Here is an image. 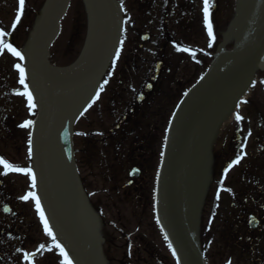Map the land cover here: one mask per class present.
<instances>
[{"label": "rangeland", "instance_id": "374dc122", "mask_svg": "<svg viewBox=\"0 0 264 264\" xmlns=\"http://www.w3.org/2000/svg\"><path fill=\"white\" fill-rule=\"evenodd\" d=\"M45 1L25 0L20 22L13 30L19 11L18 0H0V30L7 33L4 37L6 42L22 55ZM112 2L126 26L105 73L107 83L100 84L99 95L74 127V131H94L99 136L97 141L100 147L94 165L86 161V156L80 161L76 153L78 175L86 198L79 235L85 242L88 239L91 241L88 245L96 264H177L154 220L151 195L156 167L149 170L152 173L150 182L143 184L141 177L131 178L130 173L134 169L131 162L137 155L134 154L129 161L126 149L117 152L108 145L107 134L119 122L133 93L145 85L149 72L154 71L161 61H165L171 71L165 77L167 84L163 88L162 98L158 100L159 105L155 104L146 114L159 113L160 107L163 114L172 111L184 90L205 72L224 42L225 34L233 27L237 30L240 28L239 18L251 2L209 0V23L215 37L211 41L204 20V0H174L171 5H166V0ZM90 14L86 2L72 0L61 24L60 36L51 50V61L62 73L78 62L84 52L90 32ZM146 37V41H143ZM237 45V34H234L225 50L234 51ZM178 48L188 51H178ZM117 52L120 53L118 59ZM193 52L195 55H192ZM16 63L25 69L24 59L13 57L6 50L0 55V158L13 168L31 171L32 158L27 141L34 125L29 128H20L19 125L34 121L35 111L27 107L26 96L16 94L23 91L19 84V73L14 68ZM229 68L226 66L223 71ZM25 78L35 102L26 72ZM259 78H262L261 74ZM254 87L247 95L248 103L242 105L238 112L242 119L234 122L233 118L228 122L219 138L200 150L194 158L192 176L196 182L193 189L196 206H193L190 215L184 217L195 240L203 246L206 264H264V227L252 231L249 221L246 223L245 219L239 218V207L230 194V191L236 190L243 170L255 164L264 167V88L262 84ZM60 94L56 92L57 100ZM77 99L71 107L75 106ZM5 115L7 123L3 124L1 120ZM236 124L244 129L239 155L242 159L224 176H220L223 159L219 160L214 180L204 197V165L221 149L226 154L232 153L229 142L235 138ZM150 125L152 128L153 122ZM75 142L76 149L81 151V144L77 139ZM59 162L58 202L68 221L72 222L71 190L62 161ZM260 182L258 187L262 189L259 191L257 187L256 203L254 206L251 203L245 205L247 213H250L248 215H255L258 221L264 218V180ZM30 185L31 176L4 169L0 165V264H28L29 258H34L33 264H61L60 250L54 247L52 238L44 231L35 201L31 198L28 201L21 199L30 191L37 194L36 187ZM7 205L11 207L9 217L3 214ZM201 207L203 211L199 215ZM8 225L14 232L11 235ZM56 243L64 249L69 259V250L58 241ZM40 245L45 247L40 248Z\"/></svg>", "mask_w": 264, "mask_h": 264}, {"label": "water", "instance_id": "95a60500", "mask_svg": "<svg viewBox=\"0 0 264 264\" xmlns=\"http://www.w3.org/2000/svg\"><path fill=\"white\" fill-rule=\"evenodd\" d=\"M69 5V0H54L53 10L49 17L52 27L43 36L39 49L38 58V77L39 85L44 96V113L40 126L36 132L34 139V162L37 171L39 189L45 208L58 232L71 245L74 250V260L77 264H87L86 260L81 256V247L79 243L68 234L62 227L54 214L48 196L46 193L42 165L39 156V141L42 136L52 110V96L49 91L48 82L45 73V61L48 49L59 32V21L65 15ZM112 43V32L109 31L106 41V55H109L110 44ZM248 52L245 62L241 63L234 74L222 80H215L214 75L219 66L226 61L228 56L218 57L212 65L208 74L203 80L196 85L186 96L183 103L179 107L169 129L165 158L161 168L159 179V197H158V216L161 220L171 242L173 243L178 254L181 264H202L201 257L192 243L191 237L184 225L176 207V183L178 167L184 150V146L190 130L202 108H205L213 99L219 96H228L243 89L249 82L251 74L256 64L264 57V25L258 34L244 47L238 57H242L243 53ZM91 77L78 81V83L86 82ZM72 116L68 117L61 133V147L68 163V170L73 174V147L71 135ZM75 207L78 210L79 204L77 196L74 197ZM77 216L78 211L75 213Z\"/></svg>", "mask_w": 264, "mask_h": 264}, {"label": "bare ground", "instance_id": "6f19581e", "mask_svg": "<svg viewBox=\"0 0 264 264\" xmlns=\"http://www.w3.org/2000/svg\"><path fill=\"white\" fill-rule=\"evenodd\" d=\"M88 5L91 11L90 32L86 48L82 55V60L68 68L64 74H60L59 70L54 67L48 69V77L52 84L51 89L53 91H62V93L60 94V98L56 100L57 102L55 103L56 105L52 114V119L40 143L48 193L56 211L60 216V219L62 220V223L66 225L68 223L58 209V195L60 194L58 192V163L60 158L58 134L65 119L66 110L71 105L73 98L75 97L76 92H74V90L77 88L63 87H66V84L68 83L91 75L101 67L104 62L105 39L108 25L111 23V20L108 18V13L112 10L111 0H88ZM49 10L50 3L44 11L43 18L32 34L28 45L31 48L29 51L31 54H28V50L26 52L29 69L33 76L36 62L35 57L41 34L50 27V23L47 20ZM117 20L118 19L115 17L116 26L118 24ZM240 20L241 25L236 33L238 48L251 39L264 23V0H256L255 3H253L245 10L244 13L241 14ZM233 30L234 27L226 34L225 40L218 53L225 52L224 47L231 39ZM115 32H117V30H115ZM33 53L35 54L33 55ZM220 75L221 74H218V76ZM244 98V94H237L234 96V99L232 100L234 101V108L230 113L225 115L224 120L220 123V125L211 121L214 118L217 119L219 110L216 108L212 109L211 107L208 108V110L198 119V123L194 128V131L189 137L186 151L184 153L183 160L181 161L182 164L177 188L178 201L180 199V203L187 215H190L193 209L192 205L194 204V180L192 178V168L195 154L201 147L214 141L223 127L235 116Z\"/></svg>", "mask_w": 264, "mask_h": 264}, {"label": "snow or ice", "instance_id": "6c2138e0", "mask_svg": "<svg viewBox=\"0 0 264 264\" xmlns=\"http://www.w3.org/2000/svg\"><path fill=\"white\" fill-rule=\"evenodd\" d=\"M18 4H19V11L16 14L15 22L12 26L13 30L15 29L16 24H18L20 22L21 15H22L24 5H25V0H18ZM208 6H209V0H204V8H203L204 20H205V24H206L207 30H208L207 34H208V37L211 41V40H214L215 37L213 35L211 23H209ZM6 35H7V33L5 31L0 30V55H3L4 51L6 50L13 57L18 58L19 60H23L24 56L21 54V52L18 51L15 47H13V45L11 43L6 42V40L4 39V37ZM121 44H123V41H121ZM209 47H211V42L209 43ZM177 50L178 51H188L187 49H179V48ZM192 55H195V53L193 52ZM119 56H120V53L117 52L116 53L117 59L119 58ZM113 63H115V61ZM14 68L19 73V84L23 87V91H18L16 94L19 96H26L27 97V107L31 111V109H33L35 107V105L33 104V97L31 95V93L28 91V84L25 82V79H26L25 78V69L19 63H16L14 65ZM105 83H107V81H105ZM98 95L99 94L97 93V96ZM185 95H187V93H185ZM89 107H91V105H89ZM241 119H242L241 116H239V115L236 116L237 121H239ZM31 125H32V121H25L24 123L20 124L19 127L20 128H29V127H31ZM29 155H31V144L29 145ZM241 159H242L241 156H237L236 159L232 162V164L240 163ZM232 164L229 165V168L232 167ZM0 165H3L4 169L20 172V173H23L27 176H31L30 187H32V188L36 187V177L30 170H26V169H22V168L21 169L13 168V166L10 163H8L6 160H4L2 158H0ZM227 171H228V168L225 169V173H227ZM30 198L35 201V208H36L37 213H39L41 221L43 222L44 231L46 232V234L49 237L52 238V242L54 244V247L59 248V250H60V255L63 257L61 264H71V261L68 259L67 253L64 251V249L62 247H60V245L58 243H56V237L53 235L51 229L49 228L48 222L45 219L43 211L41 210L39 199L31 191L28 192L27 195L21 197V199L24 201H28ZM217 199H219V195H217ZM165 238H167V237H165ZM39 247L44 248L45 246L40 245Z\"/></svg>", "mask_w": 264, "mask_h": 264}]
</instances>
